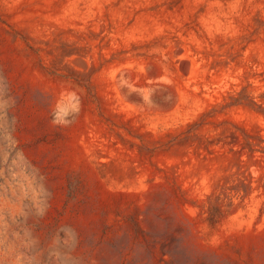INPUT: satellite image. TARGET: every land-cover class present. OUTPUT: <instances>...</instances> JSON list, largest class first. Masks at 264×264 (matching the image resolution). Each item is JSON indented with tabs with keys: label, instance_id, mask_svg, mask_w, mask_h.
<instances>
[{
	"label": "rangeland",
	"instance_id": "374dc122",
	"mask_svg": "<svg viewBox=\"0 0 264 264\" xmlns=\"http://www.w3.org/2000/svg\"><path fill=\"white\" fill-rule=\"evenodd\" d=\"M0 264H264V0H0Z\"/></svg>",
	"mask_w": 264,
	"mask_h": 264
}]
</instances>
